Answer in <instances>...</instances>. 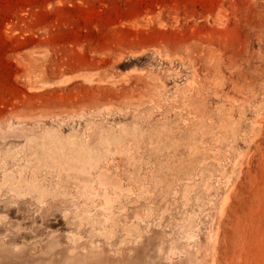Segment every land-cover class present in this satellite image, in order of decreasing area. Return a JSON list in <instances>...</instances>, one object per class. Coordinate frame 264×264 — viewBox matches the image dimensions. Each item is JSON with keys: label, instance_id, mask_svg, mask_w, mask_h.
<instances>
[{"label": "rangeland", "instance_id": "obj_1", "mask_svg": "<svg viewBox=\"0 0 264 264\" xmlns=\"http://www.w3.org/2000/svg\"><path fill=\"white\" fill-rule=\"evenodd\" d=\"M0 264H264V0H0Z\"/></svg>", "mask_w": 264, "mask_h": 264}]
</instances>
